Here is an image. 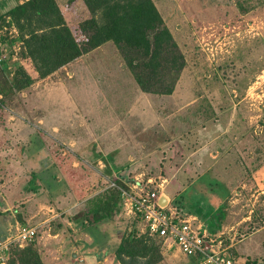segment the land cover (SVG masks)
Listing matches in <instances>:
<instances>
[{
    "label": "rangeland",
    "instance_id": "1",
    "mask_svg": "<svg viewBox=\"0 0 264 264\" xmlns=\"http://www.w3.org/2000/svg\"><path fill=\"white\" fill-rule=\"evenodd\" d=\"M26 1L0 0V16ZM55 1L74 31L90 17L81 0ZM152 2L184 60L164 83L169 95L142 92L111 42L38 78L9 18L0 21V237L28 225L43 264H119L115 250L144 234L141 220L123 200L95 225L82 212L143 187L237 264H264V0ZM17 68L32 84L5 91ZM201 193L211 213L193 205ZM151 239L156 264H197ZM14 249L0 264H20Z\"/></svg>",
    "mask_w": 264,
    "mask_h": 264
},
{
    "label": "trees",
    "instance_id": "2",
    "mask_svg": "<svg viewBox=\"0 0 264 264\" xmlns=\"http://www.w3.org/2000/svg\"><path fill=\"white\" fill-rule=\"evenodd\" d=\"M66 1L73 4L78 0ZM81 1L90 17L77 25V31L67 26L55 0H28L0 16V21L9 18L10 26L16 29L18 35L14 41L22 44L23 56L31 60L38 78H45L111 42L125 55L126 64L142 92L171 94L173 86L164 83L167 78L172 79V75H179L184 60L152 0ZM7 82L5 91L12 87L22 90L32 84L33 79L17 68ZM120 199V192L115 190L104 198L90 200L88 209L82 212L84 220L95 225L111 218ZM195 199L193 205L197 209L202 206L212 212L207 194L201 193ZM196 215L203 218V215ZM151 238L147 231L137 238L133 234L124 236L114 252L115 259L119 264L158 263L162 257ZM33 243L12 251L20 264H43ZM9 261L14 264L13 259Z\"/></svg>",
    "mask_w": 264,
    "mask_h": 264
},
{
    "label": "built area",
    "instance_id": "3",
    "mask_svg": "<svg viewBox=\"0 0 264 264\" xmlns=\"http://www.w3.org/2000/svg\"><path fill=\"white\" fill-rule=\"evenodd\" d=\"M125 190L120 189L121 201L132 208L133 214L141 220L144 231L150 237L175 245L184 256L195 258L197 264H237L231 256L219 250L221 241L210 238L201 226H194L192 219L185 220L176 216L168 200H164V205H161L162 193L146 191L143 187L139 193ZM13 227L14 232L12 230L0 237V259L6 254L9 256V245L22 249L37 237L35 227L23 224H15Z\"/></svg>",
    "mask_w": 264,
    "mask_h": 264
},
{
    "label": "crops",
    "instance_id": "4",
    "mask_svg": "<svg viewBox=\"0 0 264 264\" xmlns=\"http://www.w3.org/2000/svg\"><path fill=\"white\" fill-rule=\"evenodd\" d=\"M97 143V142H96ZM98 144V143H97ZM113 161L111 160L106 166L103 164V162L101 161V159L99 158L98 159V164H99V167H100V169L103 167V168H105V170H109V169H113L112 168V166H113V163H112ZM163 196H164V199L165 200H168V198L163 194ZM169 201V200H168ZM2 234V233H1Z\"/></svg>",
    "mask_w": 264,
    "mask_h": 264
},
{
    "label": "water",
    "instance_id": "5",
    "mask_svg": "<svg viewBox=\"0 0 264 264\" xmlns=\"http://www.w3.org/2000/svg\"><path fill=\"white\" fill-rule=\"evenodd\" d=\"M160 203H161V205H163L165 203L164 198H161Z\"/></svg>",
    "mask_w": 264,
    "mask_h": 264
}]
</instances>
